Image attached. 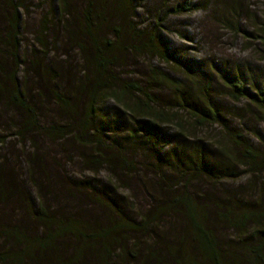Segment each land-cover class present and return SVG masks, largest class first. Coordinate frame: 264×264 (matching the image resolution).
<instances>
[{
  "label": "trees",
  "instance_id": "trees-1",
  "mask_svg": "<svg viewBox=\"0 0 264 264\" xmlns=\"http://www.w3.org/2000/svg\"><path fill=\"white\" fill-rule=\"evenodd\" d=\"M2 1L11 10H6L8 16L4 25H0V104L12 110L13 118L26 113L21 121L12 122L17 124L13 135L21 141L27 140L31 144V153L23 151L20 156V160L25 162V174L13 165L8 166L7 159L0 156V211H7L10 218L7 222L6 219L0 220V264H264V180L261 176L264 175V149H253L252 143L232 124L229 108L210 94L211 81L201 79L202 70L199 74L194 73V67L200 69L194 60L189 59L194 64L186 62L180 65L183 75L194 80H186L191 83V90L179 79L153 70V83L167 85L175 91L174 100L164 104L167 106L158 104L149 87L138 82L115 77L109 82L104 73L108 65L117 60L121 49L131 48L136 52L153 50L165 62L176 66L177 58L183 59L178 56L179 45L169 50L157 33L144 40V32L137 28L138 24L129 19L123 21L130 0H118L115 12L121 21L111 25L113 36L119 35L116 42L101 39V26L108 29L102 13L95 15L97 24L84 15L85 31L92 41V52L84 58L89 66H93L91 73L95 82L76 85L73 88L75 102L72 103L60 85L58 70L45 66L37 56L28 59L26 54H19L18 9L21 4L16 0ZM59 2L64 12L66 0ZM204 5L181 0L173 13L204 10ZM261 37L264 43V35ZM122 42H128L126 49L119 47ZM20 70L24 75L30 73L42 80L43 86L47 84L49 95L59 104L66 118L47 124L38 122L35 104L26 90L25 77L17 79ZM215 70L229 87L228 96L232 100L237 102L248 98L251 103L256 101L264 107V92H260L258 86L245 83L240 75L233 74L234 71L228 75L219 68ZM256 92L261 94L260 97ZM107 100L120 105L121 109L116 108L120 113L133 116L135 134L144 131V139L157 158L150 165L151 176L140 173V167L127 156H122L113 144L115 142L104 137L105 133L97 127L96 105ZM179 111H184L193 120L194 127L207 125L218 128L217 134L212 135L216 146L221 149L216 150L218 158L209 145L202 142L197 145L195 140L189 139L193 137L192 133L183 132L185 125ZM172 123L177 127L173 133L168 136L159 133L160 125ZM34 133L41 134L48 143L70 139L77 146L89 147V157H83L84 161L88 160L86 167L93 173L99 169L106 171L109 182L111 179L119 181L124 172L140 173L137 179L141 178L143 191L152 208L135 217H123V213L118 214L119 210L112 207L113 202L106 204L95 198L96 203L109 210L99 218L97 214H74L62 202L53 205L50 202L54 198L62 201L60 196L63 192L58 195L52 187L45 190L43 181L50 185L51 180L59 181V176L46 169ZM134 133L131 137L135 136ZM2 135L0 146L4 141ZM186 140L194 144L190 145ZM164 146H167L166 151L161 153ZM229 149L231 153L228 154ZM36 168L42 177L36 178ZM242 177L257 182L258 193L251 203L238 200L240 206L236 207L233 204L235 194L228 190L232 188L226 187L222 181L235 182ZM68 181L63 178L64 183ZM109 182L106 184L112 185ZM28 186L34 191L36 200L29 196ZM71 188L78 193L74 183ZM90 189L88 192L83 190V195L88 193L95 197L98 191L101 193L100 189L95 191V186ZM64 192L74 196L70 189ZM18 214L25 215H20L22 218L19 219ZM212 216L231 230L232 238L226 239L224 234L219 236L216 233L209 221ZM167 218L170 225L168 234L176 239L174 244L163 243L162 235L156 234L159 223H166ZM173 218L181 221L179 229ZM22 219H26V224ZM140 238L141 241H150L146 250H139Z\"/></svg>",
  "mask_w": 264,
  "mask_h": 264
},
{
  "label": "rangeland",
  "instance_id": "rangeland-1",
  "mask_svg": "<svg viewBox=\"0 0 264 264\" xmlns=\"http://www.w3.org/2000/svg\"><path fill=\"white\" fill-rule=\"evenodd\" d=\"M16 1L17 4H21V8L18 9L20 18L19 54L22 56L26 54L28 59L37 56L43 60L45 66L52 70H58L61 75L59 82L63 87V92L69 101L74 103L73 88L78 84L95 82L92 81L93 66H89L90 64L84 58L89 55V52H92V41L85 31L84 15H88L91 22L95 24L97 21H95V15L99 12L102 13L108 29L101 26V39H113L116 42L119 40V35L118 37L113 36L111 25L121 21L115 12L118 0H66L64 12L59 0ZM180 1L130 0L124 19L122 18L123 21L129 19L134 24H138L137 28L144 32V40L150 34L157 33L165 41L164 44L168 45L169 50L176 49V45H179L178 56H182L183 59L177 58V66L165 62L156 51L136 52L131 48L126 49L128 42H122L119 47L126 50L121 49L118 53L119 57L113 64L108 65L104 75L108 77L109 82L115 77L122 81L138 82L143 87L147 86L158 101L157 103L164 105L172 102L170 99L174 100L175 91L167 85L153 83V70L162 71L179 79L183 86L191 90V83L186 80L193 79L183 75L180 65L193 59L200 68L194 67V73L199 74L202 70L201 79L211 81L210 94L218 98L221 105H226L229 108L231 112L229 120L232 121V124L252 143L253 149L256 151L264 149V138L260 139L261 136H264V118L262 117L264 107L256 101L251 103L248 98L240 99L237 102L232 100L228 96L229 87L220 79L215 70L219 68L228 75H230V71H234L233 74L240 75L245 83L250 86L256 85L260 88V92H264V43L261 37L264 35V0H192L205 4V9L173 13L175 6ZM0 9V25H4L5 17L8 16L6 10L10 11L11 9L5 6L2 0H0ZM77 44L84 49L81 50ZM32 51H34V55H32ZM194 62L189 63L194 64ZM225 68L230 69L226 70ZM24 77L26 90L35 104L39 123L47 124L66 118L63 116L59 104L49 95V89H46L47 84L43 86L42 80L33 77L30 73L24 75V72L20 70L17 73V79L22 80ZM86 79L90 80L86 81ZM256 94L257 97L261 95L258 92ZM96 106L98 111L95 122L102 133L106 134L103 136L114 141L113 144L116 145L120 154L127 156L134 165L140 167V173L151 176L150 165L157 158L144 139V131L134 133L133 116L120 113L116 108L121 109L122 107L112 100L101 101ZM12 113V110L0 104V135H6H2L4 141L0 146V156L7 159L8 166L13 165L15 169H21L25 174V162L20 160V156L23 151L26 154L31 153V144L27 140L21 141L20 138L13 135L17 124L14 125L12 122L21 121V117H25L26 113L22 116L16 115L15 118ZM178 115L185 125L183 132L193 134V137L189 139L195 140L197 145L201 142L209 145L213 148L215 158H218L216 150L220 151L221 149H218L215 139H212V135L217 134L218 128L207 125L194 127L192 126L193 120H190L184 111H179ZM176 128L174 123L160 125L159 133L168 136ZM133 133L135 136L131 137ZM34 140L41 147V156L46 169L59 176V181L51 180L50 185L46 180L43 181L45 190L47 187H52L58 195L63 192V196H60L62 201L54 198L50 202L53 205L62 202V205L66 204L74 214H97L99 218L104 217L106 210H109L105 205L96 203L95 198H99L98 200L106 202V204L113 202L112 207L119 210L118 214L123 213V217H135L152 208L151 201L143 191L141 178L137 179L140 173L138 175L133 171L124 172L119 181L111 179L109 182L106 171L99 169L98 172L93 173L86 167L88 160L84 161L83 157H89L87 155L90 153L89 147L86 149L83 146H77L70 139L48 143L39 133H34ZM186 142L190 145L194 144L192 141L186 140ZM166 148L167 146H164L161 153L166 151ZM229 153H231L230 149ZM53 158L57 164L59 163V166L56 165ZM37 170L36 168V178L42 177V174ZM261 176L264 180V175L261 174ZM64 177L69 180L68 183L63 182ZM107 182L112 185L108 186ZM73 183L81 192L73 191L71 188ZM222 184L232 188L228 190L235 194L233 204L236 207L240 206L238 200L244 199L247 203H251L252 198L258 193L256 191L258 183L253 182V179L247 180V177H242L241 180L235 182L223 180ZM93 186H95V191L101 190V193L99 194L98 191L95 197L87 193ZM208 187L211 189L210 186ZM65 189H70L74 196L66 195ZM29 190L31 192L29 196L32 200H36L34 191L30 187ZM83 190H87V194L83 195ZM87 196L92 204L89 203ZM5 212L0 211V220L6 219L7 222L10 218L9 213ZM20 215L24 216L25 214H18L19 219L22 218ZM173 219L176 228L179 229L181 221L179 218ZM22 220L26 224V219ZM166 221V223H159L160 226L157 228L156 234L162 235L163 243L172 242L174 244L176 239L174 240L168 234L169 218ZM209 221L213 223V229L219 236L224 234L226 239L233 237L231 230L216 221L214 216L210 217ZM149 243V240L141 241L140 238L139 250H146ZM115 260L119 262L118 259Z\"/></svg>",
  "mask_w": 264,
  "mask_h": 264
}]
</instances>
